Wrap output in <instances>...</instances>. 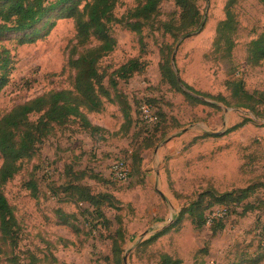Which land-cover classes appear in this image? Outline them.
Segmentation results:
<instances>
[{"label":"rangeland","instance_id":"374dc122","mask_svg":"<svg viewBox=\"0 0 264 264\" xmlns=\"http://www.w3.org/2000/svg\"><path fill=\"white\" fill-rule=\"evenodd\" d=\"M227 1L198 0L201 28L176 42L160 29L162 23L177 20L174 0L160 5L159 15L140 35L125 23L112 27L116 47L100 61L101 71L117 80L113 72L131 59H138L144 70L127 81L119 80L114 90L108 78L104 85L112 96L127 100L132 111L136 102L148 105L151 100V113L164 114L168 129L159 136L152 133L156 125L143 126L139 109L137 126L124 123L118 99L104 101L101 113L87 114L99 131L80 130L76 124L55 127L3 189L20 228L18 247L14 254L7 249L3 264H13L10 260L15 264H115L109 236L116 227V215L122 219L125 236L121 264H156L161 253L182 264H251L258 257L264 247V110L253 115L222 104H217L219 110L193 106L162 83L159 73L161 57L169 53L177 77L204 95L227 97L225 82L234 78H241L249 92L264 91V63L257 67L245 63L248 43L264 30V2L238 0L233 7L238 30L226 60L214 52V41ZM142 2L122 0L115 9L116 17L125 18ZM55 13L49 14V30L48 26L42 29L47 34L32 44L19 45L18 34L0 39L12 61L8 83L0 91V119L40 95L73 88L74 70L69 61L77 56L75 25L72 19L56 18ZM204 102L214 103L208 98ZM243 120V127L230 131ZM151 134L156 145L140 153V173L136 175L132 153ZM121 160L131 171L125 181H116L110 168ZM68 167L95 174L99 181L86 178L81 184L95 194H112L121 204L120 211L105 208V221L89 215V206L75 202L64 191L71 181ZM31 181L35 192L28 186ZM255 184L258 188L247 202L257 211L244 215L240 206L232 207L222 216V228L215 234L213 223L200 231L185 218L176 224L182 207L201 192L213 189L221 194ZM165 228H170L166 235L142 251L137 249Z\"/></svg>","mask_w":264,"mask_h":264},{"label":"trees","instance_id":"16d2710c","mask_svg":"<svg viewBox=\"0 0 264 264\" xmlns=\"http://www.w3.org/2000/svg\"><path fill=\"white\" fill-rule=\"evenodd\" d=\"M122 0H0V39L10 34H18L19 45L32 44L36 40L45 36L42 29L49 24L50 13L55 11L58 19H72L75 25L76 57L71 58L69 66L74 70L73 88L70 90L51 91L40 95L24 104L15 106L10 112L0 119V264H3V257L7 249L14 254L17 249L20 237V228L15 217L13 208L8 203L3 189L8 182L17 176L23 164L30 161L39 146L53 134L55 127L62 128L68 124H76L81 130L96 132L100 129L89 121L87 114L101 113L104 110L103 103L115 102L118 99L124 118V123L137 126L139 103L133 111L127 100L124 101L120 95L112 96L111 91L104 85V80L108 78L111 90H114L119 80L127 81L134 75L140 74L144 70L143 64L138 59H131L113 72L117 80L107 77L99 67L100 61L111 54L116 47V40L112 36V27L115 24H124L130 30L140 35L142 29L159 15L160 5L167 0H143L133 10L129 11L125 18L118 19L115 15L116 7ZM238 0H228L224 7V20L216 29V39L214 41V52L221 54V58L229 59L235 46L234 36L238 30L233 14V7ZM264 2V0H261ZM198 0H174L175 7L179 14L175 22L162 23L160 29L169 35L173 42L180 37H187L196 33L202 26L201 14ZM45 20V22H44ZM43 23L40 27V23ZM80 49V51H77ZM11 58L9 52L0 46V91L7 85L11 70ZM245 63L250 67H257L264 63V30L252 39L246 48ZM161 82L168 85L170 89L181 94L191 105H208L219 110L217 104H222L226 108H237L253 115H259L264 110V91L249 92L245 88L241 78H234L225 82L228 96L222 95L208 96L193 90L181 81L176 73L171 69L169 53L163 54L159 65ZM208 98L214 103L208 104L204 99ZM151 108L152 101L147 100ZM138 104V105H137ZM154 113L155 122L152 133L157 136L165 134V116ZM37 116L31 119V116ZM135 119L133 118V116ZM142 119V118H141ZM137 121V122H136ZM145 125V120H139ZM246 120L234 125L230 131L237 130L246 123ZM147 124V123H146ZM146 127V125H145ZM148 136L144 138L142 145L138 146L137 152L132 153V172L136 175L140 173V153L145 152L156 145V138ZM156 136V137H157ZM207 136H203L206 138ZM68 176L71 181L64 191L73 196L74 201L86 204L87 213L96 219L104 220L103 210L110 208L119 212L121 204L112 194L98 193L82 185L84 179L99 181L98 177L86 172H74L68 167ZM29 188L35 192V185L31 181ZM258 185H250L243 189L233 190L225 193H217L213 189H207L189 201L182 207L178 222L185 218L195 231H200L206 225L207 213L214 207L225 208L227 211L232 207H241L242 214L257 211L254 204L247 200L254 195ZM116 227L110 234L111 254L115 264H121L120 254L124 242V229L122 219L118 215L114 217ZM221 218L213 221L212 232L215 234L221 230ZM107 223V222H106ZM111 225V223L109 222ZM109 224L107 227H109ZM177 226V225H176ZM170 228H165L156 232L148 239L144 240L137 249L142 251L158 239L166 235ZM264 260V247L255 260H250L251 264H259ZM13 264L14 260H10ZM156 264H182L169 254L158 255Z\"/></svg>","mask_w":264,"mask_h":264},{"label":"built area","instance_id":"2783aa9c","mask_svg":"<svg viewBox=\"0 0 264 264\" xmlns=\"http://www.w3.org/2000/svg\"><path fill=\"white\" fill-rule=\"evenodd\" d=\"M141 118L145 120L146 123L155 122V117L151 113V108L147 104H142L140 107ZM130 166L125 161H116L112 164L110 168V175L113 180L116 181H125L130 175ZM217 207L212 208L207 213L206 225L210 226L213 221L222 218L223 215H226L227 210L225 208H220V210L216 209ZM219 211V212H218ZM262 245L264 246V240Z\"/></svg>","mask_w":264,"mask_h":264},{"label":"crops","instance_id":"0c3cea01","mask_svg":"<svg viewBox=\"0 0 264 264\" xmlns=\"http://www.w3.org/2000/svg\"><path fill=\"white\" fill-rule=\"evenodd\" d=\"M161 196H162V195H161ZM191 227H192V226H191ZM162 230H163V229H162ZM160 231H161V230H160ZM158 232H159V231H158ZM155 233H156V232H155ZM155 233H154V234H155ZM152 235H153V234H152ZM152 235H151V236H152Z\"/></svg>","mask_w":264,"mask_h":264}]
</instances>
